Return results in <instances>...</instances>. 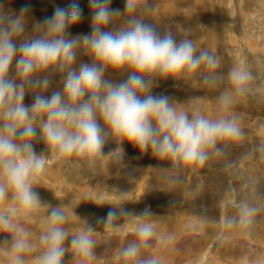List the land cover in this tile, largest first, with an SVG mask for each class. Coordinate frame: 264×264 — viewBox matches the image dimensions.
I'll return each mask as SVG.
<instances>
[{
  "label": "clouds",
  "instance_id": "9594fccd",
  "mask_svg": "<svg viewBox=\"0 0 264 264\" xmlns=\"http://www.w3.org/2000/svg\"><path fill=\"white\" fill-rule=\"evenodd\" d=\"M137 2L126 0L121 13L111 7V0H89L91 32L75 36L69 29L84 15L78 3L56 6L50 17L33 22L31 30L27 6L16 14L0 4V204L8 205L0 211V235L5 237L0 239V249L6 250L8 264H29L27 257L34 249L39 251L32 257L33 264H66L69 254L75 264H93L96 259V230L74 209L71 215L84 223L82 229L68 226L67 206H49L46 228L35 241L18 220L20 213L46 206L36 191V178L50 156L70 163L79 158L90 165L110 156L121 163L122 145L128 143L141 155L150 153L177 168L203 166L212 152L222 151V142L242 136L234 116L209 118L199 110H185L165 95L152 94L160 80L199 74L203 84L216 87L225 74L218 70L217 55L198 50L187 36L177 39L171 29L161 34L137 16ZM125 15L127 19L118 26L116 19ZM82 50L90 62L78 59ZM110 70L120 72L123 79H108ZM57 76L60 86H56ZM226 79L231 87L217 97L222 110L248 93L253 75L236 66ZM29 94L33 102L25 105ZM110 140L116 148L105 155ZM37 142H43L44 151L36 152ZM123 204H110L107 217L98 220L105 226L128 217L137 222L135 239L118 255L129 264H161L154 256L141 255L152 246L153 213L145 208L136 214ZM234 223L227 221L229 226ZM170 239L161 237L162 242Z\"/></svg>",
  "mask_w": 264,
  "mask_h": 264
},
{
  "label": "rangeland",
  "instance_id": "374dc122",
  "mask_svg": "<svg viewBox=\"0 0 264 264\" xmlns=\"http://www.w3.org/2000/svg\"><path fill=\"white\" fill-rule=\"evenodd\" d=\"M125 2L111 0V7L124 13ZM71 3H78L84 15L69 29L70 34L90 33L89 0H0L6 11L16 14L28 7L29 30L33 22L50 17L56 6L66 8ZM136 15L161 34L171 29L177 39L187 36L198 50L217 55L218 70L225 74L216 87L203 84L199 74L178 77L180 81L160 80L152 94L165 95L185 110H199L209 118L234 116L242 136L222 142V151L212 152L203 166L177 168L150 153L141 155L128 143L122 145L121 163L110 156L91 165L79 158L70 163L50 156L46 169L36 178V191L46 206L20 213L19 222L35 241L46 228L48 207L65 205L69 216L74 209L96 230L93 264H129L118 253L135 239L137 222L128 217L106 226L98 223L107 217L110 204L124 202L123 207L136 214L145 208L153 213L152 246L143 249L142 256H154L161 264H264V0H138ZM126 19L127 15L118 17L115 23L122 25ZM78 59L90 62L83 50ZM236 66L250 70L253 79L248 93L222 110L217 97L231 87L226 74ZM120 74L110 70L107 78L119 81L123 79ZM55 79L60 86L62 80ZM33 99L26 95L24 104L30 105ZM115 148L110 140L103 152L107 155ZM44 149L43 142L35 143L37 153ZM7 207L0 204V211ZM250 209L255 211L246 215ZM73 220L68 225L73 230L85 226L83 222L75 225ZM228 220L235 223L229 226ZM169 236L167 242L161 241ZM38 251L27 257L29 264ZM65 261L75 264L71 256L66 255Z\"/></svg>",
  "mask_w": 264,
  "mask_h": 264
},
{
  "label": "crops",
  "instance_id": "0c3cea01",
  "mask_svg": "<svg viewBox=\"0 0 264 264\" xmlns=\"http://www.w3.org/2000/svg\"><path fill=\"white\" fill-rule=\"evenodd\" d=\"M76 216L82 220V214H80L79 216L78 215H76ZM77 217L71 215L70 221H72L74 219L73 222L75 223V225H77L78 222L81 223V225H82V221L80 222V220ZM3 237L4 236H2L1 239H4ZM66 245H67V242H66ZM67 256L70 257V255H67ZM0 264H8L7 253H6V250H4V249H0Z\"/></svg>",
  "mask_w": 264,
  "mask_h": 264
},
{
  "label": "bare ground",
  "instance_id": "6f19581e",
  "mask_svg": "<svg viewBox=\"0 0 264 264\" xmlns=\"http://www.w3.org/2000/svg\"><path fill=\"white\" fill-rule=\"evenodd\" d=\"M88 210V209H87ZM39 216V215H38ZM67 246V245H66ZM34 250H38V249H34Z\"/></svg>",
  "mask_w": 264,
  "mask_h": 264
}]
</instances>
